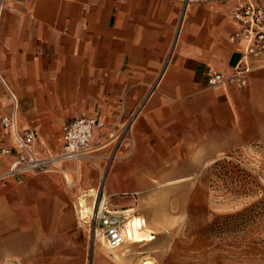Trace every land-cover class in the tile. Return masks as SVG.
<instances>
[{"label": "crops", "instance_id": "1", "mask_svg": "<svg viewBox=\"0 0 264 264\" xmlns=\"http://www.w3.org/2000/svg\"><path fill=\"white\" fill-rule=\"evenodd\" d=\"M243 1L0 0V118L11 92L18 128L35 130L44 156L59 152L66 120L98 118L91 162L107 165L103 192L130 194L124 203L146 176L194 174L227 151L264 146V64L241 88L207 84L209 71L227 74L240 57L228 36ZM12 144L0 129V146ZM11 161L0 158L1 258L65 233L80 210L66 199V174L92 169L65 160L3 177Z\"/></svg>", "mask_w": 264, "mask_h": 264}, {"label": "rangeland", "instance_id": "2", "mask_svg": "<svg viewBox=\"0 0 264 264\" xmlns=\"http://www.w3.org/2000/svg\"><path fill=\"white\" fill-rule=\"evenodd\" d=\"M81 161L92 169L66 174L65 193L81 219L73 210L65 233L52 232L39 251L19 246L0 264H264V146L232 149L194 174L146 176L131 203L122 202L130 194H104L107 165ZM93 204L129 209L152 238L108 247L88 226Z\"/></svg>", "mask_w": 264, "mask_h": 264}, {"label": "built area", "instance_id": "3", "mask_svg": "<svg viewBox=\"0 0 264 264\" xmlns=\"http://www.w3.org/2000/svg\"><path fill=\"white\" fill-rule=\"evenodd\" d=\"M233 30L228 41L234 45L240 57L232 70L223 74L217 70L207 73V84H229L241 88L247 83L251 72L264 64V0H245L239 2L230 12ZM13 109L0 118L3 138H12V146H0V158L12 156L2 176L21 178L28 171L48 170L56 161L87 160L93 161L95 151L101 144L95 138V129L102 122L95 117L77 116L66 120L61 127L62 143L59 152L52 156L41 155L36 148L37 134L32 129H19L16 121L17 100L11 93ZM118 136L124 134L125 125L116 123ZM81 211L79 210V213ZM127 209L110 208L106 205L96 207L93 204L87 221L94 234H101L110 248L127 241L125 233L129 221ZM81 219V214L79 215Z\"/></svg>", "mask_w": 264, "mask_h": 264}, {"label": "bare ground", "instance_id": "4", "mask_svg": "<svg viewBox=\"0 0 264 264\" xmlns=\"http://www.w3.org/2000/svg\"><path fill=\"white\" fill-rule=\"evenodd\" d=\"M129 221L126 224L125 233L127 235V239L133 241V242H140L143 240H148L152 238L151 233H141L140 230L143 227V223L141 218L138 217H132L128 218ZM102 237V236H101ZM100 237V238H101ZM129 241V242H131ZM147 261H143L142 264H146Z\"/></svg>", "mask_w": 264, "mask_h": 264}, {"label": "trees", "instance_id": "5", "mask_svg": "<svg viewBox=\"0 0 264 264\" xmlns=\"http://www.w3.org/2000/svg\"><path fill=\"white\" fill-rule=\"evenodd\" d=\"M226 217H229V216H225V218H226ZM216 220H218V218H217Z\"/></svg>", "mask_w": 264, "mask_h": 264}]
</instances>
